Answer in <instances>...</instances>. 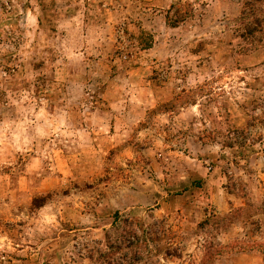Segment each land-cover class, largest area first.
<instances>
[{
    "label": "rangeland",
    "instance_id": "obj_1",
    "mask_svg": "<svg viewBox=\"0 0 264 264\" xmlns=\"http://www.w3.org/2000/svg\"><path fill=\"white\" fill-rule=\"evenodd\" d=\"M242 2L0 0V264H90L115 212L166 221L162 264H264Z\"/></svg>",
    "mask_w": 264,
    "mask_h": 264
},
{
    "label": "trees",
    "instance_id": "obj_2",
    "mask_svg": "<svg viewBox=\"0 0 264 264\" xmlns=\"http://www.w3.org/2000/svg\"><path fill=\"white\" fill-rule=\"evenodd\" d=\"M237 20L242 26L238 36L259 46L264 36V0H243ZM176 26L177 23L170 27ZM151 42L144 49L150 48ZM111 226L101 239L80 248L79 257L90 264H162L165 258L178 256L177 248L162 243L169 230L164 219L145 221L115 212Z\"/></svg>",
    "mask_w": 264,
    "mask_h": 264
},
{
    "label": "crops",
    "instance_id": "obj_3",
    "mask_svg": "<svg viewBox=\"0 0 264 264\" xmlns=\"http://www.w3.org/2000/svg\"><path fill=\"white\" fill-rule=\"evenodd\" d=\"M149 30V29H148ZM152 32V31H151ZM153 34V33H152ZM153 38H154V40H153V42H152V46H151V48L152 47H155V44H156V41H158V38L156 37V36H154V34H153ZM151 48H148V49H146V50H150ZM146 50H142V51H146Z\"/></svg>",
    "mask_w": 264,
    "mask_h": 264
}]
</instances>
